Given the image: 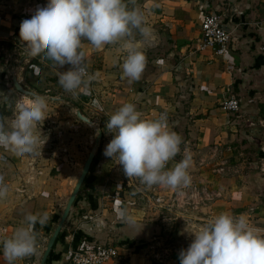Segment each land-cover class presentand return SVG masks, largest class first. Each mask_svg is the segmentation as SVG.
<instances>
[{
  "label": "crops",
  "instance_id": "1",
  "mask_svg": "<svg viewBox=\"0 0 264 264\" xmlns=\"http://www.w3.org/2000/svg\"><path fill=\"white\" fill-rule=\"evenodd\" d=\"M47 2L0 0V119L10 125L16 103L31 99L14 90L12 75L24 88L61 99L47 100L46 118L37 126L45 144L35 154L17 157L0 147V176L9 189L0 200V237L25 226L28 214L49 216L43 226L35 225L36 254L15 264H38L93 139L94 130L74 116L73 108L100 127L101 138L44 264H69L70 249L94 242L118 246L119 258L102 264H180L179 254L163 255L161 249L190 244V233L223 212L264 228V0H137L152 32L147 41L137 36L147 56L140 80L122 78L120 45L97 51L84 41L88 71L98 76L88 93L79 95L59 83L58 72L71 65L59 70L43 55L32 56L19 37L22 20ZM206 11L220 13L224 27L233 29L222 55L195 49ZM227 87L239 102L237 112L220 107ZM129 102L144 118L166 114L169 127L183 139L181 152L166 168L189 154L190 185L148 187L128 178L117 158L105 156L113 137L105 127L108 118ZM252 156L263 159L254 170L261 182L247 178ZM117 202L130 219L118 217ZM88 217L102 225L81 226ZM0 264H7L2 251Z\"/></svg>",
  "mask_w": 264,
  "mask_h": 264
},
{
  "label": "clouds",
  "instance_id": "2",
  "mask_svg": "<svg viewBox=\"0 0 264 264\" xmlns=\"http://www.w3.org/2000/svg\"><path fill=\"white\" fill-rule=\"evenodd\" d=\"M137 36L141 41L152 36L137 0H48L19 26V37L32 56L43 55L59 70L71 65L68 70L58 72V79L65 91L76 95L88 93L98 76L88 71L84 41L97 51L108 45H120L125 52L122 78L129 83L139 81L147 56ZM46 110L44 96L18 101L10 125L0 119V147L17 157L35 154L45 144L37 126L45 120ZM105 127L113 137L104 154L117 158L128 178H138L148 187L190 185L189 154L171 169L166 168L181 152L183 142L181 135L169 127L166 114L144 118L136 105L129 102L110 115ZM8 191L4 177L0 176V200L6 198ZM119 204L117 215L125 219L126 210ZM48 218L47 212L28 214L25 226L18 227L11 236L0 237V251L7 264L36 254L35 225L43 226ZM190 234L194 238L186 249L180 250V264H264V228L251 225L243 215L220 213Z\"/></svg>",
  "mask_w": 264,
  "mask_h": 264
},
{
  "label": "built area",
  "instance_id": "3",
  "mask_svg": "<svg viewBox=\"0 0 264 264\" xmlns=\"http://www.w3.org/2000/svg\"><path fill=\"white\" fill-rule=\"evenodd\" d=\"M233 29L225 28L222 24L221 14L215 11H206L200 21V37L198 38L195 49L202 50L212 48L218 55L224 54L232 36ZM260 53L264 58V43L260 46ZM220 107L233 113L239 110L237 98L231 94L229 87L225 88L220 99ZM160 112L158 116L161 114ZM131 204L132 202H126ZM87 220H92L88 217ZM189 243H182L179 246H164L161 254H167L168 250L179 254L181 249H186ZM161 255L160 257H163ZM118 246L107 242H94L89 246H78L69 251V264H102L107 260L119 258Z\"/></svg>",
  "mask_w": 264,
  "mask_h": 264
},
{
  "label": "water",
  "instance_id": "4",
  "mask_svg": "<svg viewBox=\"0 0 264 264\" xmlns=\"http://www.w3.org/2000/svg\"><path fill=\"white\" fill-rule=\"evenodd\" d=\"M13 74V73H12ZM11 85L12 87L14 88L15 91H17L18 93H20L21 95L25 96V97H28V98H33L35 96H44L46 98V100H51V101H59L61 100L59 97H56V96H48V95H43V94H40V93H37V92H34L32 90H29L27 88H24L20 83L17 82L16 78L14 75L11 76ZM73 114L74 116L79 120L81 121L82 123L92 127V129L94 130V136H93V139L91 141V144H90V147L86 153V156L82 162V165H81V168H80V171H79V174L75 180V183L69 193V196L67 197L66 201H65V204L63 206V209L60 213V216H59V219L55 225V227L53 228L50 236L48 237L47 241H46V244L44 246V249L40 255V258H39V262L38 264H44L45 260H46V257L54 243V240L55 238L57 237L59 231H60V228L62 226V224L64 223L68 213H69V210H70V207L75 199V196L77 195L78 193V190L80 188V185L81 183L83 182L86 174L88 173L89 171V168H90V165L92 163V160H93V157H94V154L97 150V147H98V144H99V141H100V138H101V129L100 127H98L94 121L87 117L86 115L82 114L79 110V108H73ZM102 224L100 222H96L95 220H90L86 223H83L81 226L83 227H98V226H101Z\"/></svg>",
  "mask_w": 264,
  "mask_h": 264
},
{
  "label": "rangeland",
  "instance_id": "5",
  "mask_svg": "<svg viewBox=\"0 0 264 264\" xmlns=\"http://www.w3.org/2000/svg\"><path fill=\"white\" fill-rule=\"evenodd\" d=\"M92 128V127H91ZM93 131V130H92ZM90 145V144H89ZM89 149V148H88ZM247 162H250L249 164H248V168L252 171V173L250 174V175H248V180L249 181H251V182H258V180H259V182H261L260 181V179H258V176H256V172L254 171L255 170V166L257 165V166H259V164L261 163V162H263V159L261 160V158H258V157H254V156H252L250 159H248L247 160ZM170 230V229H169ZM167 233H168V235L170 234V232L168 231V229L167 230H165ZM187 242H190L191 243V241H187ZM183 243H184V241H183ZM164 246L165 244H157V246Z\"/></svg>",
  "mask_w": 264,
  "mask_h": 264
},
{
  "label": "trees",
  "instance_id": "6",
  "mask_svg": "<svg viewBox=\"0 0 264 264\" xmlns=\"http://www.w3.org/2000/svg\"><path fill=\"white\" fill-rule=\"evenodd\" d=\"M90 170V169H89Z\"/></svg>",
  "mask_w": 264,
  "mask_h": 264
}]
</instances>
